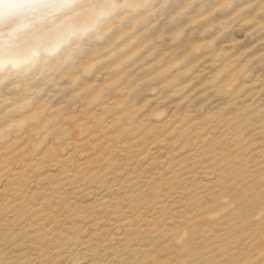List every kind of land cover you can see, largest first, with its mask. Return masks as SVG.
I'll return each instance as SVG.
<instances>
[{
	"label": "rangeland",
	"instance_id": "obj_1",
	"mask_svg": "<svg viewBox=\"0 0 264 264\" xmlns=\"http://www.w3.org/2000/svg\"><path fill=\"white\" fill-rule=\"evenodd\" d=\"M66 6L0 29V264H264V0Z\"/></svg>",
	"mask_w": 264,
	"mask_h": 264
},
{
	"label": "bare ground",
	"instance_id": "obj_2",
	"mask_svg": "<svg viewBox=\"0 0 264 264\" xmlns=\"http://www.w3.org/2000/svg\"><path fill=\"white\" fill-rule=\"evenodd\" d=\"M70 1L71 0H0V29L10 25L12 26L16 23H23L26 21L28 22L29 20L34 19V17H39L36 15H39L40 12H45V10L53 11L52 9L56 8L57 11V7L60 9L66 8V5L69 6ZM43 20L44 19H42L40 23ZM38 22L39 21L35 23L38 24ZM35 23L33 24L35 25ZM31 25L32 24L28 25L27 27H30Z\"/></svg>",
	"mask_w": 264,
	"mask_h": 264
},
{
	"label": "water",
	"instance_id": "obj_3",
	"mask_svg": "<svg viewBox=\"0 0 264 264\" xmlns=\"http://www.w3.org/2000/svg\"><path fill=\"white\" fill-rule=\"evenodd\" d=\"M28 23H29V22H28ZM24 24H25V23H24ZM27 25H28V24H27ZM27 25H25V27H26ZM25 27H24V28H25Z\"/></svg>",
	"mask_w": 264,
	"mask_h": 264
}]
</instances>
